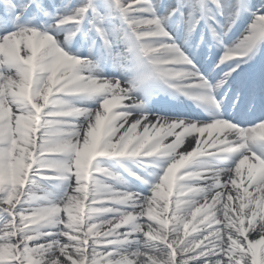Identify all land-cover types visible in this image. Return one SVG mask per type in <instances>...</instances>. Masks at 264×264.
I'll use <instances>...</instances> for the list:
<instances>
[{
  "label": "snow or ice",
  "instance_id": "snow-or-ice-1",
  "mask_svg": "<svg viewBox=\"0 0 264 264\" xmlns=\"http://www.w3.org/2000/svg\"><path fill=\"white\" fill-rule=\"evenodd\" d=\"M0 264H264V0H0Z\"/></svg>",
  "mask_w": 264,
  "mask_h": 264
}]
</instances>
